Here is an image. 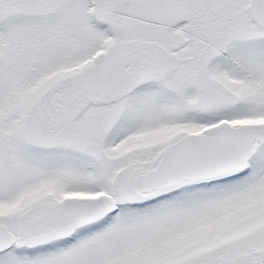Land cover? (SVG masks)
Wrapping results in <instances>:
<instances>
[{
	"label": "snow or ice",
	"instance_id": "obj_1",
	"mask_svg": "<svg viewBox=\"0 0 264 264\" xmlns=\"http://www.w3.org/2000/svg\"><path fill=\"white\" fill-rule=\"evenodd\" d=\"M0 264H264V0H0Z\"/></svg>",
	"mask_w": 264,
	"mask_h": 264
}]
</instances>
